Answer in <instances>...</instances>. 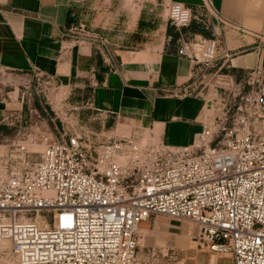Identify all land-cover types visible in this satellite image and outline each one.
<instances>
[{
	"label": "built area",
	"instance_id": "1",
	"mask_svg": "<svg viewBox=\"0 0 264 264\" xmlns=\"http://www.w3.org/2000/svg\"><path fill=\"white\" fill-rule=\"evenodd\" d=\"M167 12L177 31L207 27L181 3ZM177 55L224 79L190 145L48 133L34 165L0 176V241L18 264H135L139 227L158 217L196 226L199 245L232 264H264V70L230 74L215 39H181Z\"/></svg>",
	"mask_w": 264,
	"mask_h": 264
},
{
	"label": "crops",
	"instance_id": "2",
	"mask_svg": "<svg viewBox=\"0 0 264 264\" xmlns=\"http://www.w3.org/2000/svg\"><path fill=\"white\" fill-rule=\"evenodd\" d=\"M78 1L0 0V74L61 83L73 124L92 132L124 127L130 135H153L169 146L192 143L207 96L215 94L212 86L206 93L210 74L202 80L200 69L177 55L181 39H215L219 56L231 55L218 65L230 66L238 79L264 62L255 51L264 46V0H111L131 4L133 33H151L141 45L116 48L66 34ZM172 3L203 12L207 27L193 21L177 31L168 22ZM157 16L161 23L145 22ZM5 109L0 101V124Z\"/></svg>",
	"mask_w": 264,
	"mask_h": 264
},
{
	"label": "rangeland",
	"instance_id": "3",
	"mask_svg": "<svg viewBox=\"0 0 264 264\" xmlns=\"http://www.w3.org/2000/svg\"><path fill=\"white\" fill-rule=\"evenodd\" d=\"M130 5L111 0H79L71 11L66 34L98 40L115 48L141 45L151 33L132 32ZM144 19L147 24L153 20L162 22V17L158 16ZM261 51L264 61V47ZM261 66L264 70V62ZM214 72L215 69L207 71L209 74ZM213 80L218 84L223 81L207 77L204 81L206 93ZM61 85L40 76L0 74V101L6 108V120L0 124V176L37 162L44 149L43 142L37 139L42 134L54 133L60 138L73 132L91 131L80 124L73 125L75 114L67 111L69 98H66L64 88H58ZM212 93L209 92L207 98H213ZM102 132L119 138L130 135V130L124 127L116 132ZM198 234V228L190 223L151 218L139 227L135 264H232L228 257L213 254L200 246ZM8 245L0 241V264H18L10 255Z\"/></svg>",
	"mask_w": 264,
	"mask_h": 264
},
{
	"label": "bare ground",
	"instance_id": "4",
	"mask_svg": "<svg viewBox=\"0 0 264 264\" xmlns=\"http://www.w3.org/2000/svg\"><path fill=\"white\" fill-rule=\"evenodd\" d=\"M167 15H168V12H167ZM143 225V224H142ZM227 257V256H226Z\"/></svg>",
	"mask_w": 264,
	"mask_h": 264
}]
</instances>
